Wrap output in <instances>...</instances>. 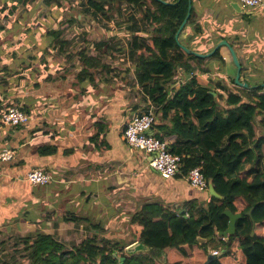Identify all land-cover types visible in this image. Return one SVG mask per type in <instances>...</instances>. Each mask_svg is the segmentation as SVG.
Listing matches in <instances>:
<instances>
[{
    "label": "trees",
    "instance_id": "obj_1",
    "mask_svg": "<svg viewBox=\"0 0 264 264\" xmlns=\"http://www.w3.org/2000/svg\"><path fill=\"white\" fill-rule=\"evenodd\" d=\"M27 1L5 0L6 4L12 3V7ZM167 1L170 4L162 0L87 2L96 12L112 11L122 3L143 10L142 19L150 28V36L142 37L134 32L130 41L135 52L133 63L131 67H123V71H132L135 83L145 92L149 103L157 107L161 123H153L152 128H156L153 136L163 141L165 136L176 135L167 146L180 157L182 174L177 177L201 166L207 183H211L222 198L217 199L207 191L203 201L144 204L131 216L129 231L103 236L100 241L94 236L84 238L70 247L49 234L37 232L25 239L28 254L21 264H205L209 250L219 252L209 264H264V79L253 82V79L242 78L241 81L255 86L241 87L231 78L232 90L220 82L213 87L210 83H199L194 71L209 72L211 66H204V62L208 58L222 60L219 49L205 58L187 53L180 45L193 51L198 49L190 45L192 35L177 42L175 34L186 16L189 0ZM190 4V15L182 30L194 19L193 0ZM49 34L57 36L54 31ZM60 43L63 45V41ZM100 45L98 43L97 47ZM78 56L83 67L76 77L81 81L87 77L92 82L101 72L99 68L106 67L99 57L87 56L83 50ZM178 70H182L185 79L178 88H170L169 83L177 77ZM111 71L116 70L111 68ZM242 73L241 69L243 77ZM119 80L125 82L122 76ZM101 127L99 125L98 129ZM98 137L99 130L88 141L98 144ZM50 148L53 150L52 146H38L36 150L41 155ZM251 207L249 216L247 212ZM225 208L241 214L235 233L228 238L218 236V232L227 227ZM62 220L80 221L82 217H63ZM134 241L143 242L156 254L123 253ZM2 264H17V261Z\"/></svg>",
    "mask_w": 264,
    "mask_h": 264
},
{
    "label": "crops",
    "instance_id": "obj_2",
    "mask_svg": "<svg viewBox=\"0 0 264 264\" xmlns=\"http://www.w3.org/2000/svg\"><path fill=\"white\" fill-rule=\"evenodd\" d=\"M232 2L235 0H219L215 4L211 0H193L194 19L178 39L192 35L190 45L198 46L196 52L201 53L209 52L210 47L225 40L235 50L242 72L250 71L256 59L264 61V4L240 6L239 12L231 6ZM140 24L143 27H135V31L147 37L146 24L142 21ZM204 46L205 51L199 50ZM218 49L222 60L210 62L208 58L206 63L215 69L221 66L219 70H225L227 76L231 73L234 79L236 66L228 48L222 45ZM261 64L264 62L255 63L253 71L260 70ZM193 75L198 81L197 73ZM206 77L210 83L212 79ZM221 78L215 82L226 81ZM179 85L170 84V88L176 89ZM81 86L88 85L81 83ZM64 87H67L64 83L50 81L44 92L26 90L23 99L13 100L12 93L0 99V150L14 153L12 160L0 161V264L15 262L25 239L37 232L49 234L58 241L61 228L62 233L65 228L70 232L79 231L77 224H81V229L87 227L79 223L81 220L63 221V217L83 216L82 212H88L89 216L102 211L110 221L117 218L123 222L130 220L144 204L173 205L205 199V193L191 187L183 177L161 178L149 165L150 156L141 149L130 148L124 141L122 131L126 122L145 110V106L122 99L125 96L122 91L118 92L119 96L113 95L109 107L96 118L95 101L89 97H65ZM12 101L19 103L21 107H17L24 108L28 115V124L23 128L6 126L1 121L6 109L1 110V105L16 104ZM147 104L154 108L148 100ZM156 111L154 122L160 124ZM97 130L98 144H94L88 139ZM154 131L156 128H151ZM176 138L172 134L165 136L164 141L170 144ZM38 146H52L53 150L44 149L40 155ZM31 169L50 175V182L33 185L26 181L25 174ZM87 216L83 217L89 220Z\"/></svg>",
    "mask_w": 264,
    "mask_h": 264
},
{
    "label": "rangeland",
    "instance_id": "obj_3",
    "mask_svg": "<svg viewBox=\"0 0 264 264\" xmlns=\"http://www.w3.org/2000/svg\"><path fill=\"white\" fill-rule=\"evenodd\" d=\"M87 1L28 0L26 4L20 3L12 7V3L6 4L5 0H0V99L11 93L13 100L18 97L23 99L26 90H32L34 93L42 89L44 92L46 84L51 81L67 85L62 88L65 97H89L90 101H95L98 109L96 118H99L109 107L108 104L116 92L123 91L125 96L122 99H130L132 103L138 102L140 106H145L143 109L150 107L145 92L135 83L132 71L130 73L123 71V67H131L133 63L135 52L130 46V41L135 27L136 29L143 27L140 24V21L143 22V10L122 3L112 11L96 12ZM211 1L215 4L219 0ZM146 28L148 33L145 36H150V28L148 26ZM52 31L56 32L57 36H51L49 32ZM184 31L187 32L183 30L181 34ZM139 34L142 35L143 32L140 31ZM60 41H63V45ZM98 43H101L99 47H97ZM205 49L204 46L199 50L205 51ZM82 50L87 56L99 57L100 62L106 66L99 68L101 72L98 74L101 75L97 74V78L92 82L87 77L82 81L76 77L83 67L78 56ZM250 59L252 60V57ZM212 60L210 59V62ZM258 62L264 61L258 58L255 63ZM255 63L250 71L243 72L242 78L253 79V82L264 79V64H261L263 66L260 70L253 71ZM206 65L208 64L205 61L204 66ZM219 67L217 69L211 67L207 73L197 70L194 72L203 85L208 84L206 77L208 75L212 79L210 82L212 87L216 85L215 79L222 77L223 81L226 80L223 84L227 85L228 89H234L231 83L232 74L227 76L226 71L221 72ZM111 68H115L116 71H111ZM176 73L177 77L170 81V84L175 86L185 79L182 70ZM121 76L124 77L125 82L119 80ZM101 77L105 80H101ZM79 83L88 86L81 87ZM222 100L220 98V104L223 103ZM8 103L2 104L1 110L8 106H20L16 102V104ZM153 107L155 114L156 107L154 105ZM259 129L260 131L262 129L260 124ZM86 213L82 212L80 215L87 216ZM83 216L77 217H82L79 223L86 224L87 227L84 229L80 228L81 224H77L79 231L74 229L70 232L65 228V232L61 233L63 230L61 228L58 236L55 231L60 243L70 247L77 245L84 238L94 236L100 241L103 236L114 235L127 229L129 231V219L119 222V219L112 218L110 221L111 218L102 211L87 216L89 220L83 219L85 218ZM122 252L125 253V250ZM27 254L28 251L26 252L25 247L22 246L16 256L17 264H21Z\"/></svg>",
    "mask_w": 264,
    "mask_h": 264
},
{
    "label": "built area",
    "instance_id": "obj_4",
    "mask_svg": "<svg viewBox=\"0 0 264 264\" xmlns=\"http://www.w3.org/2000/svg\"><path fill=\"white\" fill-rule=\"evenodd\" d=\"M243 8L257 7L264 4V0H235ZM1 121L6 126L17 127L26 124L28 115L17 106L8 107L1 115ZM155 121V114L152 107L133 115L125 124L122 136L127 145L132 149H141L150 156L149 165L163 179L180 176V157L168 150L166 141L158 140L151 132ZM14 157L11 150H0V161H10ZM191 187L200 191H208V183L201 171V166H196L182 176ZM25 180L33 185H46L51 177L40 169H31L25 174ZM209 253L217 255L216 250H209Z\"/></svg>",
    "mask_w": 264,
    "mask_h": 264
},
{
    "label": "water",
    "instance_id": "obj_5",
    "mask_svg": "<svg viewBox=\"0 0 264 264\" xmlns=\"http://www.w3.org/2000/svg\"><path fill=\"white\" fill-rule=\"evenodd\" d=\"M163 3L165 4H170V2L168 1H165V0H162ZM231 6L236 10V11H241V7L239 5V3L237 1L235 2H232L231 3ZM190 9H191V4H190V0H189V6H188V10H187V13H186V16L184 18V20L182 21L181 25L179 26L176 34H175V39L176 41L178 42V36L180 34V32L182 31L184 25L186 24L187 22V19L190 15ZM179 44V43H178ZM222 45H225L230 54H231V58H232V61L233 63L235 64L236 66V72H235V76H234V83L238 86H241V87H253L255 85H248L247 82H243L240 80V71H241V63L239 61V58L237 57L236 55V52L235 50L233 49V47L225 40H222L220 42H218L214 48L207 52V53H201V52H196V51H193V50H190L188 47L184 46V45H180L187 53H192L198 57H202V58H205V57H208V56H211L218 48H220ZM212 94H214L213 92H211ZM208 193L217 198V199H221L222 197L220 196V194H218L214 188H213V185L211 183H208ZM252 210H253V207H251L249 209V211L247 212V215H251L252 213ZM223 214L228 218V222H227V227L225 230L223 231H220L218 232V236H221L223 238H228L229 235H232L235 233V226H236V222L237 220L241 217V214L240 213H233L229 208H225L224 211H223ZM253 230H254V226H252V230H251V234H253ZM200 242H203L202 239H198ZM125 253L126 254H129V255H132V254H136V253H151V254H156L155 253V250H151L148 246H146L143 242H140V241H134L130 244H128L126 247H125ZM216 255L214 254H211L209 253L208 254V257H207V260H206V263L205 264H209L214 258H215ZM121 260H123V258H121Z\"/></svg>",
    "mask_w": 264,
    "mask_h": 264
}]
</instances>
